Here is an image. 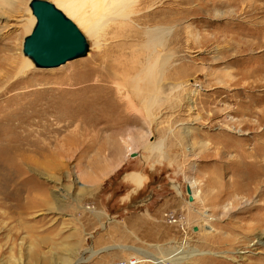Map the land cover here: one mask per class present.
<instances>
[{"label": "rangeland", "instance_id": "1", "mask_svg": "<svg viewBox=\"0 0 264 264\" xmlns=\"http://www.w3.org/2000/svg\"><path fill=\"white\" fill-rule=\"evenodd\" d=\"M5 1L0 264H260L263 182L248 164L264 121L248 124L264 111V0H136L122 29L108 0H72L94 32L79 27L86 54L52 68L22 52L30 0ZM134 52L165 62L154 100L129 84Z\"/></svg>", "mask_w": 264, "mask_h": 264}, {"label": "bare ground", "instance_id": "2", "mask_svg": "<svg viewBox=\"0 0 264 264\" xmlns=\"http://www.w3.org/2000/svg\"><path fill=\"white\" fill-rule=\"evenodd\" d=\"M0 1L6 2L5 0H0ZM104 1L105 0H99V3L102 2V4H103ZM54 2H55L56 5H58L62 9H64V11H66L65 12L66 15L71 20H73L75 23H77L76 25L77 26L79 25L78 27H81V26L84 27L88 33H93L94 32L93 26L89 23V20L87 19V17L81 12L79 7H77V6H75L73 4L72 0H54ZM135 3H136V0H108L107 1L108 8H111V16L113 17L115 22L118 23L119 28H121V29L125 28V27L131 28V24L133 23V21H135L134 20V14H135L136 11L133 9ZM32 19H34V16L31 18V21H32ZM160 26H161L160 30H157L158 28H154V29H152V31L151 30H147V37H148L147 45L148 46L150 44L154 45L156 40L158 41V39H159L158 32H163L164 33V32H167L169 30V28H170L167 25H160ZM27 28L28 27H26L25 29H27ZM133 32H134V34H133L134 36H138L139 35L136 32V30H133ZM119 36H123V35H119ZM141 55H143V53L134 52L132 54L133 63L130 66L126 67L127 69H131L132 72H134L133 73V77L131 78V81L129 82V84H132V83L134 84V82H143L144 90L154 100V98H155L154 89H155V87L157 85L159 69H160V66L162 67L165 64V62L158 63L157 60L155 59L156 55L153 54V58H152L153 61L152 62H147L146 64L141 65V64L138 63ZM148 60H150V59H148ZM19 71H20V69H19ZM114 78H115V76H114ZM123 79H124V81L128 82L125 77ZM82 80H85V78L81 79L80 81H82ZM143 88H142V90H143ZM104 99H105V97H104ZM87 107H88V105L86 103L81 105V109L82 110L84 108H87ZM120 107H121L120 104L117 102L118 112H121ZM244 121L239 122V124H242L243 127H246V125L248 123H246ZM263 121H264V111H262L261 113L257 114V121H256L255 124H248V125H249V127H256V126L261 125V123ZM243 127H240L239 130H242ZM126 143H127V146H130V143H128V142H126ZM243 153L240 154L241 159H243V158L245 159L246 155H249V153L248 154H246V153L243 154ZM255 154H257L258 157L252 163L248 164V171H250L252 173V174H250L251 175V180H253V181L254 180H256V181L261 180L263 182V184H262L263 185V189H262L261 194L264 196V165L262 167V166H260L261 164H259V165L257 164V163H260V161L264 158V143L262 145H257L256 146ZM129 175L133 176L134 180H135V178L136 179L138 178L137 175L134 172L130 173ZM249 182H247V183H249ZM192 194L194 195L193 192H192ZM255 227L256 226H254V229H255ZM263 236H264V232H260V233H258L257 239H260ZM90 252L91 253L89 254V256L87 258H91L94 254H96V251H90ZM193 253H195V251ZM144 257L151 258V260L155 264H167L165 259L154 258L153 256H144ZM80 260L81 259H79L78 261H80ZM85 260H87V259H85ZM257 261L260 262V264H264V257H259V259Z\"/></svg>", "mask_w": 264, "mask_h": 264}, {"label": "water", "instance_id": "3", "mask_svg": "<svg viewBox=\"0 0 264 264\" xmlns=\"http://www.w3.org/2000/svg\"><path fill=\"white\" fill-rule=\"evenodd\" d=\"M35 24L24 38L22 52L37 67H57L86 54L88 43L76 23L47 0H30ZM190 193V187H186ZM189 195V200H192Z\"/></svg>", "mask_w": 264, "mask_h": 264}, {"label": "built area", "instance_id": "4", "mask_svg": "<svg viewBox=\"0 0 264 264\" xmlns=\"http://www.w3.org/2000/svg\"><path fill=\"white\" fill-rule=\"evenodd\" d=\"M170 217H171V216H170ZM170 217H169V218H170ZM180 228H181V232L184 233V232H185V229L183 228L182 225L180 226ZM166 263L168 264L169 262H166ZM169 264H172V263H169Z\"/></svg>", "mask_w": 264, "mask_h": 264}]
</instances>
